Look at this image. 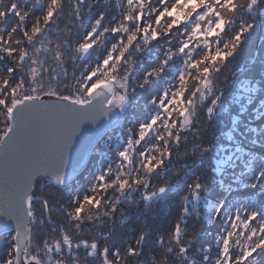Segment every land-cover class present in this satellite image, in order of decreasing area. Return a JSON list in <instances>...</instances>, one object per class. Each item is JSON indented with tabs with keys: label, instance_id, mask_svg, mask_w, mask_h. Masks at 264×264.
<instances>
[{
	"label": "trees",
	"instance_id": "1",
	"mask_svg": "<svg viewBox=\"0 0 264 264\" xmlns=\"http://www.w3.org/2000/svg\"><path fill=\"white\" fill-rule=\"evenodd\" d=\"M20 2L22 12L36 3L41 9L33 10L23 23L18 18L9 17L0 24V34L4 37L0 44L14 49L12 57L0 52V99H4L9 106L11 88L21 81L24 82L23 94L26 95L34 94L32 89L37 88L42 90L40 95L54 91L59 96L77 97L78 76L93 65L100 64L110 48L114 53H120L122 45L127 42V33H112L111 28H119L121 24L131 28V23L125 22L124 16L138 11L137 4L129 8L127 0H76L75 3L73 0H60V11L50 29L29 44L24 32L31 34V27L37 19L44 27L42 9L50 0H27V4L25 0ZM233 2L237 5L235 12L223 11L224 19L229 22L225 28L231 26V30L225 29L221 33L208 55L203 53V47L192 53L186 62L183 81L175 77L180 70L173 71L172 67L184 63L178 52L184 38V25L177 26L179 31L174 28L169 35L160 36L148 44H143L140 34H137V39L112 71L117 81L128 82L127 90L131 91L119 122L99 140L82 171L65 186L46 179H39L34 184L32 211L35 219L30 225L28 256L37 253L36 257H50L58 264H105V260L108 264H189L191 260H195L196 264H214L221 247L216 237H223L228 230H234L225 219L233 213L235 202L244 200L247 203L252 196L262 195L260 203L264 214V184L260 178L264 172L260 159L261 156L264 158V19L259 10L254 16L250 10L252 4L247 6L249 0ZM166 3L173 1L166 0ZM7 4L8 0H0V7ZM144 5L148 20L139 22L141 28L148 23L153 25L149 20L163 8L159 0H144ZM97 19L101 20V24L92 37L97 43L84 55L78 50L79 44L84 43L87 33L96 27ZM185 23L189 25V22ZM249 23L254 27V31L247 36L250 40L236 42L235 31H239L242 24ZM12 27H16L17 31L11 32ZM105 28L109 31L105 32ZM234 43L237 45L235 48ZM138 45L141 49L139 53L135 51ZM20 49L29 54V59L23 64L19 61ZM217 50L222 54H233L224 59L209 60ZM169 51L173 56L167 72L160 77L148 76L159 67L161 60L166 59ZM256 51V59L249 64L247 61ZM56 52L60 53L59 58ZM56 63L60 65L53 69ZM133 66L137 68L134 75L130 70ZM35 67L38 68V75L34 76ZM205 67L209 69L208 74L203 71ZM9 68L13 69L11 73ZM205 75L213 81L215 94L195 106L187 125L179 112L181 103H177L169 110V122L164 127L162 111L157 104L153 106V98L158 100L164 90L172 93L179 90L182 93L180 98L186 104L190 99H196V89ZM5 80H8V85L4 84ZM245 80L253 87L249 99L230 100ZM116 88L121 89L123 94L120 86ZM20 91L18 89V98ZM219 92L220 105L214 106V115L211 116L209 105ZM157 112L161 119L146 132L144 139L139 140L136 151L130 153L131 163L123 162L119 156L115 159L119 145L123 147V141L126 142L129 136L135 138L139 135V125L150 122V117ZM8 124L6 110L0 105V135ZM115 131L122 134L113 138ZM110 138L117 141H111L109 146L113 147L106 149L104 141ZM125 148L128 149L127 146ZM148 161L151 163L144 165ZM110 164L113 171L106 174ZM154 165L160 166V169L151 175L150 186L141 196L147 176L156 167ZM100 174H106L104 183L109 185L106 190H101V182L97 179ZM118 179L128 181L123 195L113 183ZM197 183L201 186L196 189ZM167 185L170 187L165 193L145 199L152 191L158 193L161 186ZM84 195L100 199L101 206L97 210L89 205L83 214L85 218L77 220L75 207L80 206ZM185 196L196 205L185 204ZM195 198L202 201L198 203ZM217 208L222 209L220 216L216 215ZM105 211L110 214L102 215ZM176 226L181 230L179 244L174 232ZM11 233L0 235V261L10 257L14 259L10 251L13 247ZM65 237L69 239L71 248L65 245ZM235 239L234 235L229 238V247L231 254L238 256L243 250L234 242ZM84 240L88 241V245L93 242L98 244L95 252L83 246ZM255 241L256 238H253L252 242ZM57 243L61 245L59 250L56 249ZM180 247L189 248L184 257L179 254ZM104 248L108 249L106 257L101 255ZM169 248L173 251L168 252ZM117 249L118 256L115 254ZM129 249H134L135 254H131ZM204 256H209L210 261L205 262ZM253 256L258 264H264V255L257 252ZM248 264H251V259Z\"/></svg>",
	"mask_w": 264,
	"mask_h": 264
},
{
	"label": "snow or ice",
	"instance_id": "2",
	"mask_svg": "<svg viewBox=\"0 0 264 264\" xmlns=\"http://www.w3.org/2000/svg\"><path fill=\"white\" fill-rule=\"evenodd\" d=\"M160 4L163 5L161 11L155 16V25L159 27L162 21L166 22L163 28L159 31L157 28L152 27L151 23H148L143 28L140 27L142 21L148 20L146 15L147 9L144 5V0H127L129 8L136 3L138 11L134 14H127L124 16V21L131 23L132 27H127V24H121L119 28H111L112 33L124 32L127 33V43L122 45L120 55L113 58L110 53L104 60L103 66H108L110 61H113L112 68H115V61H119L127 51L128 47L133 41L137 39V34H140V38L143 44H148L150 41H156L160 36L169 35L173 29L179 31L180 25H184L185 30L187 29V24L193 14H197L198 10L204 9L202 14L196 16L197 22L191 28V38H204V42L207 44V37L217 34V31H224L226 23H229L224 19L223 11L228 10L235 12L237 5L233 0H175L174 3H166V0H159ZM256 3V0H249L247 6ZM27 4V0H25ZM22 4L20 0H8L6 7H0V24L8 20L9 17L18 18L21 23L32 14L33 10L41 9L39 3L31 5L28 11L22 12ZM150 7V6H149ZM43 11V24L42 28L40 25V20L37 19L35 24L31 27V34L27 31L24 32L29 44H33L35 38L42 35L45 31L49 30L54 23V17L60 11V0H50L47 3L46 8ZM103 14H101L102 18ZM208 17V27L203 29L201 27L200 21H204ZM101 20L97 19L95 21L96 27H93L92 31L87 33L85 37V42L79 44L78 50L81 53H88L89 50L93 49V46L97 43L96 39H92L94 32H96L97 27L100 26ZM253 27L252 24H242L239 32L235 36V41L239 42L243 33L250 30ZM17 31L16 27H12L11 32ZM105 32L109 29L105 28ZM11 32L8 33L11 36ZM4 37L0 34V41H3ZM90 40V42H88ZM19 43V41L17 42ZM237 45L234 43L233 48ZM225 48L228 47L227 44L224 45ZM189 48V41H183L182 46L179 47L178 52L183 53L186 56L190 53L186 52ZM113 50H115V45H113ZM139 50V45L137 46ZM38 52L39 49H36ZM0 52L6 53L8 57H12L14 49L3 44H0ZM232 52L221 53L219 50L216 51L214 55L210 56L212 61L219 59H224L231 56ZM56 57H60V53H55ZM173 54L171 51L167 53L166 59L162 61L158 68L154 71L148 73V76L160 77L165 74L168 70L167 66L172 60ZM29 59V54L26 50H19V61L23 64ZM195 66L194 64L192 65ZM13 69L9 68L8 72L11 73ZM34 71V69H33ZM204 73L208 74L209 69L204 68ZM99 73V75H98ZM96 77L95 82H91L92 78ZM103 77V78H101ZM179 79L184 80V72L179 73ZM147 82V77H145ZM90 83V86L89 85ZM35 83V81H33ZM116 83V77L114 75L109 78L107 71L101 72L100 68L92 71L90 75L87 76L83 84L79 89V95L77 97L70 98L69 96H57L53 92L47 93L49 97H55V102L44 103L39 94L42 90L33 88L32 92L34 94L26 95L23 94L24 82L16 84L15 87L11 88V103L10 106L4 99H0V105H2L6 110L7 118L12 122L9 125L8 131L3 135H0V217L7 218L0 220V230L12 229L10 240L13 243V247L10 250L14 254L13 258H6L0 261V264H32L36 261V257H29L27 254V245L31 240V228L33 220L35 219L34 213L32 211L33 204V181L35 177L41 174H52L55 173L57 176L56 182L58 184H64L65 180V170L67 167V162H69L70 151L74 155L77 150L76 137L77 132L80 130L81 125L85 121H91L95 123L101 116H106L110 111L112 105L125 107L128 104V90L127 85H121L123 89V94L118 98L112 96L109 98L106 96V92L111 93L114 84ZM5 85H8V80L4 81ZM143 87V85H140ZM205 87L208 88L209 85L206 83ZM18 89L21 90L18 98ZM182 93H171L164 92L162 96L159 97V103L157 105L158 109L170 115L168 106L175 105L179 103L175 99L177 95ZM171 95V98H169ZM203 99V95H201ZM215 101H213L214 103ZM153 104H157L156 98L152 100ZM191 103V102H190ZM211 111V109H209ZM184 113L182 112V115ZM161 119L160 113L150 117V122L141 123L139 125V137L144 139L146 132L151 130L157 121ZM185 123L187 121L185 120ZM139 143V140L136 141ZM119 156L124 160L131 163V160L127 154V151H120ZM75 171V169H73ZM97 179L101 182V190H106L109 185L105 184L106 179L105 174H100ZM117 185L121 195L125 193L126 185H128L127 180H117L113 181ZM138 184L139 181H136ZM201 185L196 184V189ZM166 187H160L158 193L153 192L150 196H146L145 199H152L157 197L162 193H165ZM88 204L94 206L97 210L100 209L101 200L84 195L83 202L79 207L75 208V219L79 220L81 216L82 209L84 205ZM47 202H45V206ZM112 210H115V204L112 205ZM187 211L186 209L184 210ZM110 213L105 211L102 215H109ZM222 214V209L217 208L216 215L220 216ZM264 217L261 213L257 211H251L244 222L247 226L248 221L255 220L257 217ZM239 209L235 213H231L226 217V221L231 224V228L235 229L237 227L236 221L239 220ZM89 219L91 217L89 216ZM79 227V225H77ZM176 234V242L179 244L180 241V228L176 226L174 228ZM260 235L257 236V229L252 228L251 234L248 235L247 239L249 241L256 237L254 244L249 245L245 248L238 256H233L231 254V249L229 247V238L234 235L233 230H228L226 235L221 237L217 236L216 240L220 243L221 247L218 251V256L214 261V264H248L251 259V264H258L256 257L253 256L254 253L259 255H264V222L261 223L259 227ZM65 245L69 248L72 247L69 239L65 237ZM84 247H90L93 252L98 248L96 242L88 245L87 241L82 242ZM81 245H76L80 247ZM61 247L60 243L56 244V249L59 250ZM203 248V246H202ZM206 250V249H205ZM173 249L169 248L168 252H172ZM131 254H135L134 249H129ZM189 252L188 247H180L179 254L184 257L186 253ZM108 249L104 248L101 255L107 256ZM115 254L119 255V250L115 251ZM203 260L205 262L210 261L209 256H204ZM105 264H108L105 260ZM189 264H196L195 260H191Z\"/></svg>",
	"mask_w": 264,
	"mask_h": 264
},
{
	"label": "rangeland",
	"instance_id": "3",
	"mask_svg": "<svg viewBox=\"0 0 264 264\" xmlns=\"http://www.w3.org/2000/svg\"><path fill=\"white\" fill-rule=\"evenodd\" d=\"M73 1L75 3L76 0H73ZM172 1H173V3L175 2V0H172ZM250 10H251V12H253L254 16H256V14H257V12L259 10V13L262 15V17L264 19V0H256V3L252 4V6L250 7ZM203 11H206V10L201 9V10L198 11L197 14H194V16L192 18H190L189 25L187 26V29L184 30V32H183L184 38L181 40V43H180V46H182V42L183 41H186V40L189 41V48L186 49V52L190 53V55H187L186 56L183 53H179L180 54V57L183 58L185 64L182 63L181 65L173 66L172 67L173 71L180 70V72L183 71L184 74H185V72H186V66H187V63L186 62H187V60H190V58L192 56V53L196 49H198L199 47H203L204 48V52L203 53L205 55H208L209 52H210V48L215 44L216 39H218V37L221 36V33H223V31H219L218 30L216 35L207 37V44L204 42V38L203 37H200V38H191V28L197 22L196 16L198 14H202ZM158 13L159 12L155 13L154 17L149 20V21L153 22L152 27L157 28V29L158 28H161V27H157L155 25L154 18H155L156 15H158ZM61 18H63V17H61ZM163 23H164V21H162V23H161L160 26H162ZM200 23H201V27L203 29H206L209 26L208 25V17H206L204 21H200ZM231 28L232 27L229 26L227 29L226 28L225 29L227 31H230ZM253 31H254V27H252L250 30L244 32L243 35H242V37H241V41H243V42L249 41L250 39H248L247 36L250 34V32H253ZM235 32H236L235 33V36H236L237 32H239V31H235ZM253 37H254V35H253ZM251 40H252V38H251ZM84 42H85V38H84ZM88 42H90V41H88ZM125 43H127V42H125ZM120 44H122V42H120ZM129 48H130V46H129ZM140 50L141 49L137 50V47L135 48V51H137L138 53H139ZM110 53L112 54L113 58H115L116 56H119L120 55L119 52H115L114 53L112 51V49L110 48L109 52H107L105 54V57H103V59H102V61H101L100 64L93 65L88 71L83 72V73H81L78 76V78L76 79L78 89H80L81 85L83 84V82L85 81V79L87 78V76L90 75V73L92 71L96 70L97 68H100L101 72L107 71L108 74H109V78H111V76L114 75L112 73V71L116 68L117 65H119L120 60L119 61H115V68L114 69L112 68L113 61H110L108 66H103V60ZM256 53H257V51L255 52V55H253L247 61L249 64H251L256 59V57H257V54ZM209 60H211V59H209ZM61 61H62V59L60 58V62ZM161 61H163V60H161ZM59 65H60V63H56L53 66V69L57 68ZM132 65H133V63L130 64V66H132ZM130 70L133 73L132 75H134L136 73V71H137V68L135 66H133V67H130ZM33 74H34V76L35 75H38V68L37 67L34 68ZM98 75H99V73H98ZM54 77H56V76H54ZM175 77H179V74L176 75ZM206 77H207V75H205L204 78L200 79V81H199L198 89H196V91H197L196 99H190L191 101H187V103L184 104V102L180 98V95H178V96L175 97V99L181 103L180 104L181 105V108H179V112H180V115H182V112L184 113L182 116H183V123L185 125H187V123H189L190 117H191L192 113L194 112L195 106H197L198 104L200 105L202 102L206 101L208 97L213 96L215 94V92H216V88L213 86V81L211 79H209V78H206ZM101 78H103V77H101ZM95 79H96V77H93L91 82H95ZM91 82H89V85L88 86H90V83ZM127 83L128 82H123V81H120L119 82L116 79V83L113 86V91H112V94L111 95H113V96H120L122 94L121 89H117L116 87H118V86L121 87V85H125V84L127 85ZM206 83L209 85L208 88L205 87V84ZM134 85H136V83ZM134 85H131V87L134 88ZM127 88H128V85H127ZM132 88H131V90H132ZM252 89H253V87L251 86V84H248V81L245 80L243 82V84L240 85L238 87V90L235 92L236 96H233V97H231L229 99L230 100L240 101L242 98H244L247 101L249 99V97H250V91ZM128 92H131V91H128ZM164 92H167V91L164 90L163 93H161V96L164 94ZM75 93L80 94L79 93V90H77ZM168 93L171 94L172 92H168ZM177 93H181V92L179 90H177ZM201 95H203V99H201ZM169 98H171V95H170ZM220 98H221V92H219L218 95L215 97V99H214L215 102L214 103H211V105H209V108L211 109V111H210V115L211 116L214 115V109H213L214 106L216 105L215 107H218L220 105V103H219V99ZM158 103H159V99L157 100V105H158ZM175 105H169L168 106L169 110L173 106H175ZM153 106H155V104ZM155 108H157V107H155ZM243 108H244V106H243ZM161 113L163 114L162 119H161V122H163V126L166 127L168 125V122H169V115L167 113L163 112V111ZM185 120L187 121V123H185ZM136 131H137V129H136ZM119 134H122V133H119ZM119 134L115 131L114 133H112V137L113 138H116V137H118ZM138 140H140V141L142 140V139H140L139 135H137L135 138H132V137L129 136L128 139L126 140V142L123 141V144H124L123 147H121V145H119V148H118V150L116 151V154H115V159L118 158L120 151H127V154L130 157L131 156L130 153L136 151L135 150L136 149V146H137L136 141H138ZM166 140H168V137L166 138ZM111 141H117V140H111V138L108 139L107 141L105 140L104 142H105L106 145L104 144L103 146H105L106 149H111L113 147V146H109V143ZM125 146L128 147L127 150H126ZM119 158H120V156H119ZM260 159L263 161V166H264V158H263V156H261ZM123 162H124V159H123ZM123 162H121L120 165H122ZM152 162H153V160H152ZM150 163H151V161H148V162H145L144 165H148ZM109 166L110 167L108 169H106V174H108V173H110V172L113 171L112 165L110 164ZM154 166H156V165H154ZM159 169H160V166L159 167L156 166L155 168H153V170L147 176V178L145 180V183H144V188L142 189L141 194H140L141 196L144 195L145 190L147 188H149V186H150V183H151V175L155 171H158ZM148 178H149V181H148ZM260 178H261V182H263V184H264V181H263V179H264V172L261 173ZM147 181H148V183H147ZM161 187L169 188L170 185L161 186ZM152 193H153V191L149 194V196ZM196 196H199L200 197V195H196ZM189 199H190V197L185 196V198H184L185 204L196 205L194 201H191ZM195 199L197 200L198 203H200V201H202V199H197V198H195ZM261 200H262V195H254V196H252L251 198L248 199V202L247 203H244V200H241V201H238L237 200L235 202V208L233 210V213H235V211L239 209V217L240 218H239V220L236 221L237 227L233 230V231H236L237 230V232L234 233V238L235 237L237 238V239L234 240V242L237 243V245L239 247H241L242 250H244L245 248H247L249 245L254 244L252 241H249L247 239L248 235L251 234V229L252 228H256L257 229V236L260 235L259 227H260L261 223L264 222V217H259L258 216L255 220L248 221L247 226H245V223L244 222L247 220V217H248V215L250 214L251 211H257V212L261 213L262 216H264V214L262 213V208H261V204L262 203H260ZM204 205L207 206V203H204ZM88 206H89L88 204H85L84 205V208L82 209L81 216H80V219L79 220H83L85 218V216L83 214L87 210V207ZM77 207H79V206H77ZM78 224L79 223H76V226ZM77 232H78V230H77ZM74 233L76 234V232H74ZM253 238H256V237H253ZM83 239L84 238H81V240H83ZM84 241H82V242H84ZM87 243H88V241H87ZM35 255H37V253L31 254L29 257H36ZM36 260L39 262L38 264H53V263H55L54 262L55 259L50 258V257H45L44 259L39 258V257H36Z\"/></svg>",
	"mask_w": 264,
	"mask_h": 264
},
{
	"label": "water",
	"instance_id": "4",
	"mask_svg": "<svg viewBox=\"0 0 264 264\" xmlns=\"http://www.w3.org/2000/svg\"><path fill=\"white\" fill-rule=\"evenodd\" d=\"M85 54L86 53H84V55ZM111 94L112 92L111 93L106 92V96H108L109 98L113 96ZM115 97L118 98L119 96H115ZM41 99L44 101V103H53L55 102L56 98L49 97L47 96V93H45V94H41ZM110 107L111 109L108 112V114L106 116H101L100 119H98L95 123L91 121H85L81 125L80 130L77 132L76 141H74V143H76V146H77L76 153L73 155L70 151L69 162H67V167L65 170L64 184H58L56 182L57 176L55 173L41 174L35 177V180L33 181L32 195L34 191V184L39 179H46L58 186H65L69 181L75 178L82 171V169L84 168V166L86 165L89 159V156L93 148L96 146L99 140L107 133V131H109L119 122L127 105L125 107H121V106H116L114 104ZM11 123L12 122L9 120V124L5 132L8 131L9 125ZM73 169H75V171H73ZM148 181H149V178H148ZM3 219H7V218L0 217V220H3ZM11 231L12 229L0 230V235L5 232H11ZM32 263L38 264L35 261H33ZM53 264H58V263H53Z\"/></svg>",
	"mask_w": 264,
	"mask_h": 264
}]
</instances>
